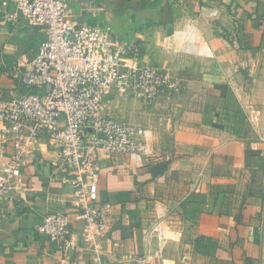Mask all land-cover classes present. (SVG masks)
<instances>
[{
    "label": "crops",
    "instance_id": "1",
    "mask_svg": "<svg viewBox=\"0 0 264 264\" xmlns=\"http://www.w3.org/2000/svg\"><path fill=\"white\" fill-rule=\"evenodd\" d=\"M258 1L67 0L69 21L135 43L139 61L178 78L180 88L152 106L134 92L103 99L110 117L140 134L139 159L100 154L85 172L90 197L107 217L98 256L82 236L73 188L40 136L15 181L14 201L0 204V264H263L264 198L255 182L262 145L227 133L212 105L245 94L234 69L253 65ZM2 2L0 102L27 93L8 70L29 66L44 39ZM201 43L210 56L198 53ZM0 148L12 152L1 132ZM165 160L167 171L154 177L151 167ZM53 213L70 219L68 249L35 233Z\"/></svg>",
    "mask_w": 264,
    "mask_h": 264
},
{
    "label": "built area",
    "instance_id": "2",
    "mask_svg": "<svg viewBox=\"0 0 264 264\" xmlns=\"http://www.w3.org/2000/svg\"><path fill=\"white\" fill-rule=\"evenodd\" d=\"M8 4L17 18L44 39L29 66L16 64L8 70L27 93L0 102V132L12 143L8 156L0 148V204L14 201L15 181L44 136L66 175L63 182L73 188L82 236L98 256L107 217L90 197L85 172L100 154L139 159L135 136L140 134L110 117L103 99L108 94L134 92L144 105L152 106L164 96L176 95L180 82L162 68L141 63L135 43L121 44L108 30L69 21L67 0H3L1 5ZM69 225L66 214H48L35 233L68 249Z\"/></svg>",
    "mask_w": 264,
    "mask_h": 264
},
{
    "label": "rangeland",
    "instance_id": "3",
    "mask_svg": "<svg viewBox=\"0 0 264 264\" xmlns=\"http://www.w3.org/2000/svg\"><path fill=\"white\" fill-rule=\"evenodd\" d=\"M256 9L257 12L251 25V28L256 30V41L249 48L253 65L246 70L242 67L234 69L238 80L236 85L243 86L245 94L240 100L237 97H229L224 101H214L212 105L220 110L216 121L220 122L222 129L230 135L246 137L248 141H256L262 145L263 155L256 169L255 182L257 190L264 198V0L257 2ZM248 47L250 46L246 44V49ZM197 50L199 54L211 55L204 43H201ZM224 90L227 92L226 87ZM262 263L264 264V255Z\"/></svg>",
    "mask_w": 264,
    "mask_h": 264
},
{
    "label": "water",
    "instance_id": "4",
    "mask_svg": "<svg viewBox=\"0 0 264 264\" xmlns=\"http://www.w3.org/2000/svg\"><path fill=\"white\" fill-rule=\"evenodd\" d=\"M169 160L161 161L151 167V174L156 177L167 171Z\"/></svg>",
    "mask_w": 264,
    "mask_h": 264
}]
</instances>
